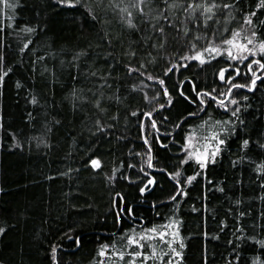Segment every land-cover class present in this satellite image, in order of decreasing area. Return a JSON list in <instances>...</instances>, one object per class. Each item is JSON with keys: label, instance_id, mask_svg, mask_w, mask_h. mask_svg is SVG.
<instances>
[{"label": "trees", "instance_id": "obj_1", "mask_svg": "<svg viewBox=\"0 0 264 264\" xmlns=\"http://www.w3.org/2000/svg\"><path fill=\"white\" fill-rule=\"evenodd\" d=\"M89 2L94 6V0H80L75 7L58 0H19L15 10L0 3V54L4 66L13 68L0 85V227L5 228L0 234V264H53V245L59 246L60 264H99L104 259L98 256L101 244L117 240L129 228L139 231L169 220L180 221L185 244L180 264H264L260 243L264 241V172L258 170L264 164V149L256 143H264V71L257 72L261 80L255 90H233L245 123L236 122V132L228 137L215 162H209L206 169L195 161L182 164L184 136L194 129L200 138L208 135L199 127L201 121L209 116L227 120L230 112L212 104L199 117H188L198 105L181 96L180 90L196 99L193 83L197 90H225L216 75L219 68L234 64L242 73L248 69L226 56L204 65L180 61L178 57L188 47L182 37L170 39L166 50L157 53L151 42H140V32L123 26L111 9H97L99 19L94 21L84 7ZM221 2L233 7L217 13L220 23L210 22L219 30L218 36L229 35L223 27H243L245 35L255 30L264 38L260 24L264 10L255 7L258 0H217ZM253 11L254 23L248 25L244 16ZM25 25L36 31L22 32ZM28 40L32 43L22 52ZM206 43L198 41L201 47ZM131 50L136 56L126 55ZM81 51L86 54L74 61ZM148 52L156 56L155 62ZM130 63L134 67L147 64V72L165 84L137 72L129 74L126 66ZM185 63L187 68L165 76L167 67ZM236 82H247V77H237ZM133 84L139 87L134 90ZM164 87L171 93V104L163 95ZM157 92L161 95L152 100ZM101 93L104 112L92 103ZM245 95L247 101L242 99ZM32 96L38 104L30 102ZM153 108L156 129L141 115ZM97 119L105 125L103 132L96 131ZM246 138L251 143L243 149ZM149 144L151 168L147 166ZM90 158H99L101 168H92ZM175 171L182 173L181 185L168 175ZM197 172L202 174L187 184L186 178ZM153 178L154 184L141 193L140 188ZM181 186L187 195L170 200ZM121 208H131L133 215H124L117 223ZM240 212L246 215L241 217Z\"/></svg>", "mask_w": 264, "mask_h": 264}, {"label": "snow or ice", "instance_id": "obj_2", "mask_svg": "<svg viewBox=\"0 0 264 264\" xmlns=\"http://www.w3.org/2000/svg\"><path fill=\"white\" fill-rule=\"evenodd\" d=\"M19 0L16 3H10L9 0H0L5 7L11 10H15ZM80 0H58L61 5H67L69 7H75ZM163 5L161 7L160 5ZM84 7L87 8L88 14L95 21L99 19L97 9L106 11L111 9L117 13L119 22L130 30H135L141 33L140 42L143 44H149L151 47L159 53L161 50H166L167 45L171 40L175 41L178 38H184L187 43V51L178 57L180 61H195L199 65L210 63L217 57H227L228 60L236 61L239 64H243L248 69V73H242L239 66L234 64H226L225 67L219 68L216 73L218 81L225 85V90H220L218 87H213L210 90L199 89L197 90L195 83L192 84V91L195 92L196 99H192L187 96L184 90H180V95L184 96L191 103L198 105L196 112H189L188 117H199V114L206 112L207 109L214 104L217 109H222L226 114L230 112V117L227 120H213L211 116L207 120H202L199 125L204 129L208 135L202 138L198 137L196 130L188 132L184 136V143L181 147V151L185 153L182 164L189 163V161H195L200 169H206L209 161L215 162V158L222 152L228 142V137L236 132L238 121L239 124H244L245 121L241 119V105L240 100L237 99L238 93H234V89H249L255 90L257 81L261 80V76L257 75L258 71H264V38L260 37L255 30H249L248 34H244V28L229 29L223 27L224 33H229L225 37L222 33L218 36V29H213L211 23H220L217 17V13L225 9H231L233 5L227 2L217 3V0H94V6L92 2L86 3ZM257 9L264 10V0H258L255 4ZM183 14V19L180 18V14ZM256 15V12H250L244 16V21L248 25L254 23L252 17ZM11 18V17H10ZM211 22V23H210ZM261 25H264V21H260ZM144 25V28H141ZM171 30V31H169ZM22 32L34 33L36 29L34 27L25 25ZM175 33V35H173ZM107 35V33H106ZM191 35V40L187 38ZM155 40L153 41V37ZM205 39L207 43L204 46H199L198 41ZM32 43L28 40L23 44L21 51L28 48ZM111 43V39H109ZM84 51H81L73 60H78L80 56L85 55ZM136 51L131 50L126 53L129 56H136ZM152 57V62H155L156 56H153L151 52L147 53ZM259 56V59H251L254 56ZM247 62V63H246ZM255 66V70H254ZM78 67V65H77ZM179 67L187 68L188 64H172L165 69V76L168 73L173 72L174 69ZM129 74L133 72L146 75L148 80L157 81L160 85L165 84V80L159 76H154L147 72V64L140 63L139 67H134L131 63L126 66ZM144 70L143 72L141 70ZM13 71L12 67L4 66V57L0 54V85L5 81L7 77ZM234 73V75H233ZM91 75L95 76L93 72ZM110 75V73H109ZM247 77V82L238 83L236 78ZM101 80L104 84H107V80L101 76ZM16 87H21V82H16ZM134 90L139 87L137 84L131 86ZM163 95L168 97V103H172V96L167 87L162 89ZM73 95H76V91L73 90ZM161 93L157 92L152 100L160 96ZM103 94L92 101L94 106L101 112L106 111L101 106ZM145 99H149L145 93ZM243 100L247 101L248 96H243ZM33 105L38 104L36 96H32L31 101ZM234 106V107H230ZM159 108H164V104H159ZM140 110L132 112L133 116L137 115ZM156 111L153 108L150 111L142 112L141 115L149 118V122L153 129H156V120L152 119L153 112ZM184 121L187 117L183 118ZM211 121V123H209ZM96 131L103 132L105 125L101 123L100 119L96 120ZM110 127V126H109ZM176 127H181V124H177ZM43 142V141H42ZM145 144H148V139L144 137ZM250 139H243L241 147L247 149L250 145ZM261 149H264V143L256 141ZM148 160L147 166L153 167L151 145L148 146ZM90 164L94 169L101 168V160L99 158H90ZM128 167H134V165H128ZM259 171L264 172V164L260 165ZM115 171V170H114ZM141 171H144L141 168ZM163 171H167L164 169ZM202 173L197 172L194 175L186 178V183L191 184L197 176ZM168 175L176 181L177 185H181L179 177L182 175L180 171L169 172ZM113 177H109L112 180ZM155 182V178L148 180L144 187L140 188V192L144 193L148 185H152ZM264 187V183L261 185ZM223 191V189H220ZM119 195V194H117ZM177 195H187L183 186L178 187L176 194L169 197L170 200L176 201ZM239 204L240 201H237ZM195 210V209H194ZM124 215L132 216L133 211L131 208H121L116 213V222L120 223L121 218ZM160 215L159 212L156 213ZM241 217L245 216V212H240ZM178 220H169L164 224H153L148 228H141L139 231L135 227L127 229L121 233L117 240L106 242L100 245L98 249V256L104 259L99 261V264H148L149 261H159L160 264H180L183 260V251L185 244L183 238L180 236ZM239 231L243 232L241 227ZM5 232V228L0 227V234ZM248 239H255V237H247ZM77 246L80 244V238H75ZM264 245V241H260ZM163 245L169 249V252H164ZM176 245V246H174ZM58 245L51 247V259L53 264H60L57 259ZM179 249V250H178ZM167 257V259H165ZM115 258V259H112Z\"/></svg>", "mask_w": 264, "mask_h": 264}, {"label": "rangeland", "instance_id": "obj_3", "mask_svg": "<svg viewBox=\"0 0 264 264\" xmlns=\"http://www.w3.org/2000/svg\"><path fill=\"white\" fill-rule=\"evenodd\" d=\"M209 162H211V161H209Z\"/></svg>", "mask_w": 264, "mask_h": 264}]
</instances>
